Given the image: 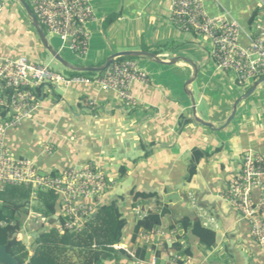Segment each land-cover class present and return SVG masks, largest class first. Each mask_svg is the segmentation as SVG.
<instances>
[{
	"label": "crops",
	"instance_id": "1",
	"mask_svg": "<svg viewBox=\"0 0 264 264\" xmlns=\"http://www.w3.org/2000/svg\"><path fill=\"white\" fill-rule=\"evenodd\" d=\"M203 1L210 16L229 14L239 22L244 47L249 46L257 27L264 26V0ZM8 7L5 1L0 35L4 32L12 39L3 44L9 48L2 47L0 57H28L38 62L46 49L36 30L30 21H24L23 27L21 11L19 23ZM113 8L115 19L110 15ZM94 10L96 21L88 25L90 51L81 59L88 65L82 68L102 67L111 56L124 51L154 54L169 64L138 58L150 81L132 85L138 101L135 109L126 107L117 93L92 82L61 87L63 95L46 90L33 119L7 131V148L18 158L35 160L42 172L61 173L93 163L116 181L115 189L101 202L102 206L116 202L127 221L118 245L127 253L142 247L148 251L146 261L124 259L121 264H149L154 255L160 264H168L171 256L188 250L196 264H226L225 256L231 259V252L241 247L251 255L249 264H264V250L253 239L249 222L219 197L240 172L245 153L264 156V101L236 103L257 82L230 94L228 82L237 84L234 75L218 68L210 39L183 33L170 22V0H94ZM64 50L68 49L62 44L56 51L62 56ZM236 104V117L227 125ZM197 150L204 155L196 174L188 180ZM140 194L154 197L135 200ZM254 198H261V193L255 192ZM38 200H33L31 193L30 201L20 210L31 204L39 213ZM162 211L167 212L156 230L166 236L151 244L139 236L134 244L138 220L149 212ZM185 218L214 231L216 245L208 248L191 231L185 233L180 225ZM34 234L37 239L39 235L34 238ZM177 245L183 247L182 252L176 250Z\"/></svg>",
	"mask_w": 264,
	"mask_h": 264
},
{
	"label": "built area",
	"instance_id": "2",
	"mask_svg": "<svg viewBox=\"0 0 264 264\" xmlns=\"http://www.w3.org/2000/svg\"><path fill=\"white\" fill-rule=\"evenodd\" d=\"M170 1V22L183 33L210 39L218 68L234 75L238 86L258 83L264 78V26L257 27L249 46L244 47L240 44L242 27L229 14L210 16L203 0ZM30 4L43 30L58 37L63 47L78 58L88 56L91 43L88 25L96 21L94 0H30ZM4 8L5 1L0 0V15ZM118 60L94 78H66L49 65L28 57H0V209L7 205L1 198L2 193L13 186L30 188L33 200L42 193H51L57 205V214L50 217L34 212L31 204L24 211L17 210L16 217L22 228L15 239L23 242V236L27 235L28 240L33 242V233L40 235L52 226L60 235L82 233L102 207V197L115 189L116 181L93 163L61 173L42 172L35 160L16 157L7 148L5 138L9 129L33 119L41 107L45 91L52 87L92 82L105 91L117 93L129 109L137 108L138 101L132 93V85L147 84L150 76L137 61L131 58ZM241 166L240 172L219 197L249 222L253 239L264 250V156L247 152ZM257 191L261 193L258 200L254 198ZM193 201L195 203L196 199ZM7 225V222H0L1 228ZM140 236L151 244L166 233L155 229ZM114 248L124 249L120 245ZM128 254L135 257L136 253ZM149 264H160V261L154 255ZM168 264L196 263L191 256L176 253Z\"/></svg>",
	"mask_w": 264,
	"mask_h": 264
},
{
	"label": "trees",
	"instance_id": "3",
	"mask_svg": "<svg viewBox=\"0 0 264 264\" xmlns=\"http://www.w3.org/2000/svg\"><path fill=\"white\" fill-rule=\"evenodd\" d=\"M124 59L126 58L118 61ZM84 74H90V78L97 76V73L74 72L71 77H86ZM203 155L198 150L194 152V161L189 169L188 180L196 174L197 164ZM31 193L30 188L13 186L8 187L1 195L7 205L0 209V222H7L8 225L0 227V246H5L19 264H121L124 259L140 261L148 259V251L145 247L136 251L135 258L124 250L114 248L122 242L127 226V221L116 202L110 206L100 207L96 215L89 221L87 229L82 233L60 235L52 226L40 234L37 239H33L32 249L29 250L25 244L15 239V236L22 228L21 222L16 217V211L27 205ZM151 197L154 195L140 194L136 196L135 200ZM38 201L37 212L46 217L57 214L56 198L53 194L42 193ZM166 212H149L144 218L138 220L132 242L137 243L141 232L151 233L159 227ZM13 222L15 224L11 225ZM180 225L185 233L191 231L204 246L213 248L216 245V233L205 228L200 221L192 222L185 218L180 222ZM182 249L181 245L176 246V250L182 252ZM69 252L73 253L75 261L70 257ZM183 255L191 256L192 254L188 250L183 252Z\"/></svg>",
	"mask_w": 264,
	"mask_h": 264
},
{
	"label": "rangeland",
	"instance_id": "4",
	"mask_svg": "<svg viewBox=\"0 0 264 264\" xmlns=\"http://www.w3.org/2000/svg\"><path fill=\"white\" fill-rule=\"evenodd\" d=\"M8 4H9V7L6 8L9 12V14H13L14 17H15V20H17L19 23L22 21L20 15H18L19 11H21V14L23 15V18L24 20L21 22L23 27H24V21L28 22L30 20H28V16H27V13L24 9V7L14 1V0H5ZM29 5L30 4V0H25ZM114 2V0H111ZM117 12L114 11V8L111 10L110 12V15H113L114 19L115 17L117 16L116 15ZM32 28V27H31ZM33 29V28H32ZM44 32L45 34L47 35V39L48 41L50 42V45L55 49V50H59L61 48V41L59 40L58 37H55V36H52L51 34H49L47 32V30L44 29ZM4 34V32H3ZM0 35V53H3V49L2 47H6V45H3L4 43L6 42H10L11 41V37L12 35L9 36L6 35ZM3 45V46H2ZM6 48H9V47H6ZM44 50V49H43ZM44 54L42 56V58L40 60H38V62H43V63H46L47 65H49L53 70L63 74L66 78H71V76L73 75L74 72H72V70L66 68L64 65H62L61 63H59L58 61H56L54 59V57L47 51V50H44ZM62 57L64 59H66L69 63H70V66L73 67V68H82L83 66H86L88 65L86 62H84V60H81L80 58H78L77 56H75L72 52H70L69 50H64L62 52ZM127 59V58H126ZM124 59V60H126ZM133 59L134 61H138L139 59L138 58H131ZM223 71V70H222ZM225 72V71H224ZM79 73V72H78ZM84 76L86 77H90L91 75L90 74H84ZM228 85H229V92L230 94H232L233 91L237 92V91H241V90H245V89H249L250 86L248 87H240L238 86L237 84H235L234 82H231L229 81L228 82ZM262 87H260V89L255 92L253 94L251 98V100L249 101L248 100H244L241 103H252L254 101H258V100H263L264 101V83L261 85ZM50 90V93L53 94V93H58L60 95H63V90L62 88H56V87H52ZM243 98V97H242ZM241 97L236 101V103H239V100L242 99ZM220 222H222V220H220ZM29 233V231H28ZM219 238H221V236L219 235ZM23 243L26 244L27 246H29V244H31V241L28 240V237L27 235H24L23 236ZM33 244V243H32ZM232 245H233V241H232ZM69 255L70 257H72L73 261H75V257L73 255L72 252H69ZM231 259L228 258L227 256H225V262L226 264H228V262H230V264H239L240 261H243L244 263L242 264H249V261L251 260V255L250 253H248L244 248H238V250L236 251L235 249L231 252Z\"/></svg>",
	"mask_w": 264,
	"mask_h": 264
},
{
	"label": "water",
	"instance_id": "5",
	"mask_svg": "<svg viewBox=\"0 0 264 264\" xmlns=\"http://www.w3.org/2000/svg\"><path fill=\"white\" fill-rule=\"evenodd\" d=\"M18 3H20L27 15L28 18L33 26V28L36 30V33L41 41V43L43 44V46L45 47V49L54 57V59L56 61H58L59 63H61L62 65H64L66 68L75 71V72H80V73H97V74H101L104 73L105 71H107L112 65L113 63L117 60V59H122V58H140V57H149L154 59L157 63H161V64H169V63H165L163 61H161V59H159L156 55L154 54H150V53H145V52H140V51H124V52H119L114 54L113 56H111L107 62L105 63V65H103L102 67H98V68H93V67H86V68H80V69H76L70 66V64L60 55V53H58V51H56L49 43L47 36L44 32V30L42 29L37 17L34 15L30 5L25 1V0H14ZM264 83V78L259 81L255 87L248 92L247 95H245L244 100L248 99L253 92L256 90V88L261 84ZM240 103V102H239ZM238 103V104H239ZM238 104H236V106L234 107V111L232 116L230 117L227 125H229L236 117L237 114V106ZM194 105H195V101H194ZM198 123H200L203 126L209 127L211 129H214V126L210 123H206L204 121H202L199 118L195 119ZM34 238H37V235H33ZM0 264H19L18 261L8 252L7 248L5 246H0Z\"/></svg>",
	"mask_w": 264,
	"mask_h": 264
}]
</instances>
